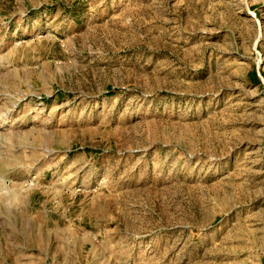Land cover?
<instances>
[{
  "label": "rangeland",
  "instance_id": "rangeland-1",
  "mask_svg": "<svg viewBox=\"0 0 264 264\" xmlns=\"http://www.w3.org/2000/svg\"><path fill=\"white\" fill-rule=\"evenodd\" d=\"M261 74L264 0H0V264H264Z\"/></svg>",
  "mask_w": 264,
  "mask_h": 264
},
{
  "label": "trees",
  "instance_id": "trees-1",
  "mask_svg": "<svg viewBox=\"0 0 264 264\" xmlns=\"http://www.w3.org/2000/svg\"><path fill=\"white\" fill-rule=\"evenodd\" d=\"M261 76H262V78H263V80H264V75L261 74ZM252 78H253V81H254L256 84H259V80H258V78H257V76H256L255 73H253Z\"/></svg>",
  "mask_w": 264,
  "mask_h": 264
}]
</instances>
